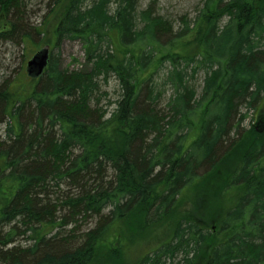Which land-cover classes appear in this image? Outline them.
I'll return each instance as SVG.
<instances>
[{"label": "trees", "instance_id": "16d2710c", "mask_svg": "<svg viewBox=\"0 0 264 264\" xmlns=\"http://www.w3.org/2000/svg\"><path fill=\"white\" fill-rule=\"evenodd\" d=\"M51 2L28 31L23 1L0 0V40L48 24L52 49L79 41L86 60L50 56L27 96L0 86V264H127L140 240L129 264H264V0H206L179 32L137 0Z\"/></svg>", "mask_w": 264, "mask_h": 264}, {"label": "rangeland", "instance_id": "374dc122", "mask_svg": "<svg viewBox=\"0 0 264 264\" xmlns=\"http://www.w3.org/2000/svg\"><path fill=\"white\" fill-rule=\"evenodd\" d=\"M23 1V17L22 24L29 31L30 29H41L43 21L45 20L46 14L52 8L51 0H22ZM138 1V10L145 9L149 5H152L153 12L157 16L164 18L166 21L172 24L174 32H179L185 23L192 26V23L198 14V11L203 7L206 0H137ZM111 9H114V5H111ZM225 22V19H223ZM51 27L47 24L44 29H47L48 32L44 35H32L31 38H26L27 40H22L16 34H13L12 38L0 40V86L5 84L11 85L13 87L23 88L20 94L22 96H27L29 90L33 88L34 79H30L26 75V63L27 61L45 45H49L51 48V56L59 65L60 70L68 71H79L86 68L85 54L83 51L82 44L79 41H70L64 40L56 49H52V44L50 43L53 40V33L50 29ZM19 31V28H17ZM27 31V32H28ZM50 43V44H49ZM168 66L164 67L159 72V77L167 71ZM179 69H182L180 67ZM185 74L187 75V80L190 84L196 88L197 94L200 93V90L203 85L204 75L202 71L197 72L194 77H191L192 68H186ZM164 75V74H163ZM161 79V78H160ZM31 84V85H30ZM29 85V86H28ZM28 86L29 88H25ZM29 89V90H28ZM165 97L169 95V88L165 89ZM101 91L106 92V96L101 97L99 106L112 110L114 108V103L119 99V87L114 78H110L108 83L102 85ZM166 101L161 103V107L165 105ZM245 113V110L241 111ZM257 112L251 111L248 112V117L242 123L244 129L250 127L252 122V117L256 118ZM253 118V120H254ZM6 124V121L0 116V137H2L3 129ZM97 219H88L84 223H80L76 226V235H81V233L87 231L88 229L94 228ZM160 230V231H159ZM157 233L163 234V230L159 229ZM8 228L3 229V233L8 232ZM148 231H144L141 239H145L150 235ZM158 235L154 234L151 237V240H155V237ZM146 240H140L135 243L134 246L127 249V264L132 263L136 256H138L140 251H148L149 245ZM29 245V240L26 236H16L14 237V242L9 248L15 246L20 248H25ZM148 248V249H146ZM167 264H182L179 257H175L172 262Z\"/></svg>", "mask_w": 264, "mask_h": 264}, {"label": "water", "instance_id": "95a60500", "mask_svg": "<svg viewBox=\"0 0 264 264\" xmlns=\"http://www.w3.org/2000/svg\"><path fill=\"white\" fill-rule=\"evenodd\" d=\"M49 64V47L36 53L26 64V74L31 79L40 78Z\"/></svg>", "mask_w": 264, "mask_h": 264}]
</instances>
